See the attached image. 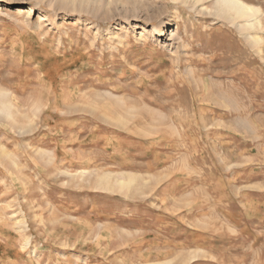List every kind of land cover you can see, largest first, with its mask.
I'll return each mask as SVG.
<instances>
[{"label":"rangeland","instance_id":"rangeland-1","mask_svg":"<svg viewBox=\"0 0 264 264\" xmlns=\"http://www.w3.org/2000/svg\"><path fill=\"white\" fill-rule=\"evenodd\" d=\"M242 1L260 24L0 0V264H264V0Z\"/></svg>","mask_w":264,"mask_h":264},{"label":"bare ground","instance_id":"bare-ground-1","mask_svg":"<svg viewBox=\"0 0 264 264\" xmlns=\"http://www.w3.org/2000/svg\"><path fill=\"white\" fill-rule=\"evenodd\" d=\"M185 1V0H183ZM205 0H195V2H202ZM214 4H215V13L217 12V14H220L222 16H225L226 18H228L230 20V18L232 20L234 19H248V21H250L249 25H253L254 23H259V8L256 6H252V4H247L242 0H214ZM32 10L29 9L28 13H30ZM234 22V21H233ZM72 24H74L75 22H71ZM245 24V23H244ZM177 33V30L175 28H172L169 31V37H175ZM161 35V34H160ZM123 174V172H121ZM120 173V177H116L114 179V184L116 188L115 190L117 191H129V188H131L130 186L133 184L134 179H136V177H133L131 175H122ZM130 174V173H128ZM111 180L109 178L108 174H104L100 176V182H98V185L100 188H105V189H111ZM144 264H169L166 261H162V262H148V263H144Z\"/></svg>","mask_w":264,"mask_h":264}]
</instances>
